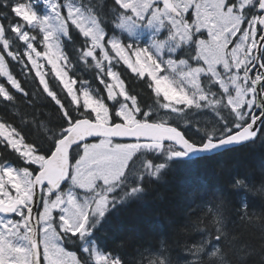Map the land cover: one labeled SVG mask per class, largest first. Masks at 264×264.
<instances>
[{
    "label": "snow or ice",
    "instance_id": "obj_1",
    "mask_svg": "<svg viewBox=\"0 0 264 264\" xmlns=\"http://www.w3.org/2000/svg\"><path fill=\"white\" fill-rule=\"evenodd\" d=\"M0 104V264H264V166L254 182L225 159L264 147V0H0ZM192 162L240 203L206 200L178 249L121 239L124 211ZM234 218L260 222L259 247Z\"/></svg>",
    "mask_w": 264,
    "mask_h": 264
},
{
    "label": "trees",
    "instance_id": "obj_2",
    "mask_svg": "<svg viewBox=\"0 0 264 264\" xmlns=\"http://www.w3.org/2000/svg\"><path fill=\"white\" fill-rule=\"evenodd\" d=\"M84 75L88 78L93 75V70H85ZM27 79L29 81L27 87L32 89L35 82L31 76ZM126 80L133 93H139L145 102L152 103L149 90L142 80L131 76L130 73L126 75ZM36 104L49 116H54V111L48 106L47 100L41 97ZM7 107L0 104V117L7 116L12 119L13 112H6ZM13 111L17 116L25 115L26 118H30L28 114L33 109L21 103ZM15 123L22 127L19 119H15ZM37 135L33 129L29 138L37 139ZM225 159L233 163L242 176L248 175L256 182L260 176V168L264 166V147L257 144L253 148L227 154ZM202 184L207 188H201ZM216 195H223L229 205L234 207L240 203L243 193L235 192L228 184L227 177L212 164L192 162L181 165L176 172L151 184L143 201L131 204L124 211L118 235L121 239L131 237L137 244L145 245L158 244L161 239H166L178 249L183 243L199 238L197 229L205 226L204 202L213 200ZM250 202L259 208V199ZM229 227L259 247L261 235L259 221L255 225H244L238 218H234Z\"/></svg>",
    "mask_w": 264,
    "mask_h": 264
},
{
    "label": "flooded vegetation",
    "instance_id": "obj_3",
    "mask_svg": "<svg viewBox=\"0 0 264 264\" xmlns=\"http://www.w3.org/2000/svg\"><path fill=\"white\" fill-rule=\"evenodd\" d=\"M122 73V72H121Z\"/></svg>",
    "mask_w": 264,
    "mask_h": 264
},
{
    "label": "rangeland",
    "instance_id": "obj_4",
    "mask_svg": "<svg viewBox=\"0 0 264 264\" xmlns=\"http://www.w3.org/2000/svg\"><path fill=\"white\" fill-rule=\"evenodd\" d=\"M198 118V117H197Z\"/></svg>",
    "mask_w": 264,
    "mask_h": 264
}]
</instances>
